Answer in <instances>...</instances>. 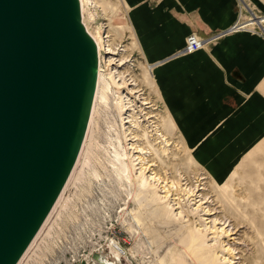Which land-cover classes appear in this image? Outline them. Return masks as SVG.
<instances>
[{
  "label": "rangeland",
  "instance_id": "obj_1",
  "mask_svg": "<svg viewBox=\"0 0 264 264\" xmlns=\"http://www.w3.org/2000/svg\"><path fill=\"white\" fill-rule=\"evenodd\" d=\"M242 1L249 10L252 9L242 10V19L256 22L258 19L252 20L250 12L256 13L264 25V0ZM86 3L87 9L89 7L90 12L97 16L92 25L103 27L101 33L104 37L110 27H114L110 34L111 48L122 54L119 57L124 59L119 62L120 58L115 56L117 59L109 68L108 60L113 55H105L102 64L105 78L110 69L121 62L126 63L121 70L128 71L136 79L143 94L141 98L150 99V105H143L139 94H130V84L134 83L131 76H126L130 81L121 91L113 88L115 93L129 94L135 101L136 119L140 126L138 132L146 136L140 144L146 148V158L153 165L151 171H146V176L152 170L159 171L161 178H168L165 183L170 193L167 200L161 199L165 191L163 184L145 190L140 165L132 157L129 162L135 185L125 181L130 175L125 176L124 166L117 169L118 153L124 155L122 148L130 142H126L122 131L117 95L107 94L103 87L96 103L83 165L77 168L78 174L65 190L59 203L61 206L58 205L51 215L22 264H101L102 260L111 259L109 253L113 243L122 251L124 264H194L192 259L204 264L205 260L186 256L190 254L188 239L191 232L204 241L207 264H264V142L245 156L225 182L217 183L209 178L195 163L189 150H184L181 134L173 120L168 118L171 128H163L166 131L164 139L153 131V123L161 126L166 108L151 76L153 70L150 73V64L136 45L134 31L128 28L131 24L125 1L87 0ZM117 26L124 27L119 35L115 31ZM259 31L254 27L253 32ZM147 112H151L153 118H146ZM129 125L126 124L127 127ZM125 147L126 150L130 148L129 145ZM170 178L179 182L176 187L171 188ZM187 181L195 185L192 189H196V196L186 195L184 184ZM202 192L208 193L206 202L209 201L200 207L202 202L198 201ZM163 208L175 212L166 213ZM217 218L219 220L215 222ZM177 219H181L183 224ZM229 224L230 228L227 227Z\"/></svg>",
  "mask_w": 264,
  "mask_h": 264
},
{
  "label": "water",
  "instance_id": "obj_2",
  "mask_svg": "<svg viewBox=\"0 0 264 264\" xmlns=\"http://www.w3.org/2000/svg\"><path fill=\"white\" fill-rule=\"evenodd\" d=\"M98 80L81 0H0V264H19L67 185Z\"/></svg>",
  "mask_w": 264,
  "mask_h": 264
},
{
  "label": "crops",
  "instance_id": "obj_3",
  "mask_svg": "<svg viewBox=\"0 0 264 264\" xmlns=\"http://www.w3.org/2000/svg\"><path fill=\"white\" fill-rule=\"evenodd\" d=\"M123 1L193 160L209 178L225 182L264 142L263 21L252 12L258 21L242 19L252 10L242 0ZM191 34L209 41L194 53L182 52Z\"/></svg>",
  "mask_w": 264,
  "mask_h": 264
},
{
  "label": "bare ground",
  "instance_id": "obj_4",
  "mask_svg": "<svg viewBox=\"0 0 264 264\" xmlns=\"http://www.w3.org/2000/svg\"><path fill=\"white\" fill-rule=\"evenodd\" d=\"M86 1L87 0H81V3H82V13H83V21H84V23H85V25H86V27H87V29L89 30V32L93 35V37L95 38V40H96V42H97V45H98V47H99V52H100V63H101V66L99 67V69H100V72H99V80H98V86H97V91H96V95H95V101H94V105H93V110H92V114H91V119H90V122H89V126H88V130H87V134H86V137H85V140H84V143H83V146H82V149H81V153H80V155H79V158H78V160H77V163H76V165H75V168H74V170H73V172H72V174H71V176H70V178H69V181L67 182V185L65 186V188H64V190H63V192H62V194H61V196H60V198H59V200L57 201V203H56V205H55V207L53 208V210H52V212H51V214L49 215V217L47 218V220H46V222H45V224L43 225V227H42V229L40 230V232H39V234L36 236V238H35V240L33 241V243L31 244V246L29 247V249L27 250V252L25 253V255L23 256V258L21 259V261L19 262V264H22L23 263V261L25 260V258L27 257V255H28V253L30 252V250L34 247V244H35V242L38 240V238H39V236L41 235V233H42V231L44 230V228L46 227V225H47V223H49L48 221H49V219H50V217H51V215L55 212V210H56V208L58 207V205L59 206H61L59 203H61V199L63 200V195H64V192H65V190L67 189V187H68V185H70V183H71V181L73 180V177L76 175V174H78L77 173V168L79 167V165L80 164H82L83 165V162H82V160H84L83 159V156H84V154H86V149L88 148V144H89V142L87 143V141H88V138H89V136L91 135L90 134V132L92 131V123H94L93 122V118H94V113H95V107H96V103H97V101L99 100V98L101 97V92H102V89H103V87L105 88V89H107V94H110V92L111 93H113V94H116L117 96H116V100H117V105H118V109H119V112H120V118H121V122H122V124H121V126H122V131H123V134H124V138H125V140H126V142L129 140V144H126V145H129V147L130 148H127V150L125 149L126 147V145L122 148V147H120V149L122 148L123 149V151H124V155H121L120 153H118V156H117V160L115 161V163H116V165L118 166V168L117 169H119V168H122L123 169V166L125 167V169L123 170L124 171V174H125V176L127 177V176H129V179L128 180H125L126 182H128V183H131V184H133V185H135V179H134V176H133V174L131 173V169H130V162H129V160H131V157L132 158H134V161H136L137 162V165H140V170H141V177H142V179L144 180V185H145V190L146 189H148V187H159L158 185L160 184V185H164V187H162L165 191L163 192V197H161V199H163V200H167L168 199V197H169V193H170V190H169V188L166 190V186L168 185V184H166L165 183V181L167 180L168 181V178L166 179V178H161V176H160V174L158 175V173L157 172H159V171H155V170H152V173L147 177L146 176V171L147 170H149V171H151L150 170V168L153 166V165H150V163H151V161H149L148 160V158H146V154H147V151L145 150L146 148L145 147H141V144H140V142H141V140H143L144 141V138L146 137H144L143 135H139V128H140V126H139V124H138V121H137V112H136V108H135V101L134 100H132V98H130L128 95L129 94H124L123 92L121 93L122 95H119V94H117V93H115L114 91H113V88H117V89H120V91H121V89L124 87V86H126V84H127V82H129L130 81V79H126V76H131V79L133 78V80H132V82H134L133 84H130V86H132L131 88H130V94H133V95H137V94H139L138 95V97L139 98H141V96H143V94L140 92L141 90H139L138 89V84L136 83V79L129 73L128 74V71H126V70H124V71H122L121 69L126 65V63H123V62H121L117 67H115V68H112V69H110L111 71L110 72H108V75H107V77L105 78V73L103 72V62H104V59H105V55H113V56H111L110 58H109V60H108V66H109V68L112 66V65H114L113 63H112V61H116V60H114V59H117V58H114L115 56L116 57H119L120 55H122V54H118V53H116L115 52V49H113V48H111V46L113 45V43H112V41H111V38H112V35H110L111 33H112V31H113V29H114V27L113 26H111L110 27V31H109V33L107 34V36H103L102 35V28H100L99 26H97V25H92L94 22L93 21H95L96 19L95 18H97V16H94L93 15V13L92 12H90V10H89V7H88V9H87V3H86ZM90 4H91V6L93 5V2L92 1H90L89 2ZM96 11H97V9H96ZM99 16V15H98ZM95 17V18H94ZM90 27V28H89ZM104 27H105V25H104ZM109 28V27H108ZM127 28V27H126ZM128 28H130V29H132L133 30V27H128ZM124 29V27H120V26H117V28L115 29V31H116V33L119 35V32L120 31H122ZM133 34H134V38H135V41H136V45H139L138 44V40H137V38H136V35H135V33L133 32ZM126 49V48H125ZM115 52V53H114ZM123 52H125V50L123 51ZM123 52H121V53H123ZM124 54V53H123ZM124 57V56H123ZM120 58V57H119ZM126 58V57H125ZM122 60H124V59H122V57L120 58V60H119V62L120 61H122ZM117 65V64H116ZM119 68V69H118ZM105 70V69H104ZM146 71V70H145ZM149 71H150V69H149ZM147 75V74H146ZM148 79H150V78H148ZM107 80L109 81V82H107ZM150 81V80H149ZM155 83V82H154ZM154 83H152V84H154ZM153 86V85H152ZM158 91V90H157ZM107 94H105V96L107 95ZM160 97V96H159ZM141 100H143V105H147V104H149L150 105V103H148V101H150V99H146V98H141ZM156 105V104H155ZM141 108V107H140ZM143 110H146V109H143ZM150 113L151 112H147V113H145V117L147 118H153V116H150ZM167 115H169V112L167 111V109H166V115H165V117H163L162 116V124H161V126H159L158 124H157V122H155V123H153V127H154V130L153 131H155L156 133H158V136H159V138H162V139H164V136H165V134H163V133H165L166 131L164 130L165 128V126L167 127V126H169L170 128H171V126L170 125H172L171 123H169L170 125H168V118L170 119V121L172 120V118L170 117V115L169 116H167ZM154 117H157V115H155ZM174 122V121H173ZM126 124H130L128 127L126 126ZM173 125H175V124H173ZM169 127H167V129H169ZM159 128H162V130L161 129H159ZM164 128V129H163ZM172 128H173V126H172ZM176 128V127H175ZM171 130V129H170ZM173 130V129H172ZM152 131V132H153ZM151 132V133H152ZM90 134V135H89ZM91 137V136H90ZM129 138V139H128ZM181 140H182V142H181V144L183 145V147H184V150H186V151H188L189 149L187 148V146H186V144H185V142H184V140H183V138H182V136H181ZM121 145V144H120ZM149 146V145H148ZM148 149H150V148H148ZM86 150V151H85ZM128 150H130V151H132V154H134V155H132L131 156V154H130V152L128 151ZM146 152H145V151ZM135 151V152H134ZM189 152H190V150H189ZM188 152V153H189ZM191 154V153H190ZM143 156H145V157H143ZM192 156V155H191ZM122 157H124V158H122ZM126 161V162H125ZM153 161V160H152ZM82 162V163H81ZM127 162H129V163H127ZM152 164V163H151ZM150 165V166H149ZM85 166V165H84ZM120 166V167H119ZM80 168V167H79ZM153 171H155V172H153ZM149 173V172H148ZM76 177V176H75ZM171 179V181H170V183L169 184H171V188H174V187H176L177 185H178V181L177 180H174V178H170ZM76 180V179H75ZM214 181V180H213ZM147 184H149V186L147 185ZM156 185V186H155ZM195 185H193L191 182H186L185 184H184V190L187 192V194L186 195H189V197L192 195V197L193 196H196L197 195V193H196V189H192L193 187H194ZM189 187V188H188ZM208 189H209V186H208ZM200 190H204V188H201ZM199 196H201L200 198H201V200H199L198 201V203H200V202H202V203H200L201 204V206L200 207H202V205H205V204H207L208 203V201L206 202V199H208L207 197H208V193H205V192H202V193H200V195ZM176 200H174V202H175ZM213 202H215V200L214 201H212V203ZM172 203V202H171ZM170 203V204H171ZM178 204H179V202H178ZM178 204H175L176 206L178 205ZM163 209H166V208H163ZM162 209V210H163ZM178 209H180V208H178ZM206 209V208H205ZM181 210H182V208H181ZM180 210V212L179 213H182V211ZM211 210V209H210ZM215 210V208H213L212 209V211H214ZM169 212L167 209L166 210H164L163 212ZM166 212V213H167ZM175 212V210L174 211H171V212H169L170 214H173ZM168 213V215L167 216H169L170 214ZM213 214H215V213H213ZM181 215V214H180ZM180 215H178V216H180ZM169 218H171V217H169ZM173 218V217H172ZM174 220V219H173ZM172 220V221H173ZM217 220H219L218 218L215 220V222L217 221ZM177 221L178 222H180L181 224H183L182 223V220L181 219H177ZM224 225V224H223ZM230 224L229 225H227V227L228 228H230ZM51 227V226H50ZM226 227V228H227ZM233 230H234V228H233ZM189 231V230H188ZM229 231V230H228ZM189 233V232H188ZM113 246L111 247V252L109 253L110 254V256H111V259H106V260H102L100 263L101 264H124L123 263V261H122V257H123V255H122V251L121 250H119L118 248H116L115 247V243H113L112 244ZM188 245H189V248H188V251L190 252V254H186V256L189 258V257H195V258H199V259H201V260H205V262H204V264H207V262H208V254H207V252H206V249H205V244H204V241H202L201 239H200V237H199V235L198 234H195V233H190L189 234V239H188ZM192 262L194 263V264H199L197 261H195L194 259H192ZM126 264H130V263H126Z\"/></svg>",
  "mask_w": 264,
  "mask_h": 264
},
{
  "label": "built area",
  "instance_id": "obj_5",
  "mask_svg": "<svg viewBox=\"0 0 264 264\" xmlns=\"http://www.w3.org/2000/svg\"><path fill=\"white\" fill-rule=\"evenodd\" d=\"M245 4V3H244ZM82 5V3H81ZM248 8V7H247ZM249 9V8H248ZM89 31V30H88ZM90 33V32H89ZM91 34V33H90ZM92 35V34H91ZM107 35V34H106ZM105 35V36H106ZM93 36V35H92ZM211 40V39H210ZM209 40H205L197 36L196 34H191L188 36L186 40V46H185V53H194L198 50H201L208 42ZM99 52V47H98ZM101 66L100 63V52H99V67ZM100 72V69H99Z\"/></svg>",
  "mask_w": 264,
  "mask_h": 264
}]
</instances>
